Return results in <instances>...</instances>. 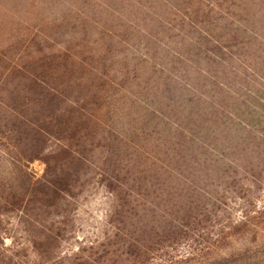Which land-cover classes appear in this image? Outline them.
<instances>
[{"label":"rangeland","instance_id":"1","mask_svg":"<svg viewBox=\"0 0 264 264\" xmlns=\"http://www.w3.org/2000/svg\"><path fill=\"white\" fill-rule=\"evenodd\" d=\"M239 26L241 33L234 37ZM203 29H212L227 53H220L213 63L206 51L214 46L202 36ZM11 67L20 70L8 76ZM24 69L36 75L50 69L53 82L61 75L65 83L95 86L92 93L67 94L71 100L96 101L89 102L96 111L92 112L104 120L108 117L100 110L103 98L93 95L109 89L107 101L116 102L126 118L109 123L120 127L133 145L124 146L126 163L133 161L132 154L139 149L142 160L147 154L169 164L172 156L168 154L175 146L167 130L174 133L172 137L179 135L178 121L195 126L192 138L200 137L196 120L186 111L203 113L205 98L214 103H207L204 111L218 105L226 109L230 133L221 142L225 146L219 145L216 135L202 133L214 148L202 149L200 156L188 149L185 154L177 150L196 159L197 165L176 164L166 174L154 167L145 180L150 187L136 197L134 206L126 204L131 198L126 192L118 200V183L98 168L103 167L106 141L94 139L96 148L86 151L93 165L83 166L86 176L73 178L65 204L51 207L48 216H39L49 226L45 217L61 220L52 227L57 244L29 241L27 229L33 225L19 223L16 213L5 212L0 216V264H53L56 254L79 253L88 258L73 264H264V223L253 228L236 226L248 209L264 205V182L251 192L229 193L217 210H207L213 209L208 192L220 197L218 189L227 186L216 174L219 159L246 162L250 146L241 141L237 130L236 106L244 99L255 103L264 99V0H0V83L23 84ZM106 79L114 80L116 86L105 84ZM130 97L139 104L133 107ZM1 100L0 113L6 117L11 99L1 92ZM146 104L169 116L172 125L167 126L161 114L143 122L130 120L136 119L133 113L145 112ZM227 111L238 112L234 118ZM205 117L217 119L218 114ZM241 118L251 121L244 114ZM29 171L42 177L47 166L34 160ZM121 178L128 179L123 174ZM180 222L186 226L178 228ZM135 227H139L136 232ZM120 230L143 248L130 245Z\"/></svg>","mask_w":264,"mask_h":264},{"label":"trees","instance_id":"2","mask_svg":"<svg viewBox=\"0 0 264 264\" xmlns=\"http://www.w3.org/2000/svg\"><path fill=\"white\" fill-rule=\"evenodd\" d=\"M187 14L190 19L189 13ZM175 15L177 14L175 13ZM188 16L182 18L185 20ZM240 26L233 31L232 35L234 37L241 33ZM244 29L248 32L246 27ZM245 30L243 31L245 32ZM201 32L202 36L204 35L203 37L214 46L213 49H207L206 51L208 61L213 63L217 58H221L220 53L227 54L212 29H203ZM195 43L202 45L200 41H195ZM19 70L11 67L6 75L10 76ZM21 72L24 75L22 76L27 79L23 83L24 85L14 84L10 81L0 83V93L3 92L7 98L11 99V105L7 104L6 117L0 113V216L5 212H14L19 218V223L24 224V222H27L32 224L33 228L27 229L29 231L27 238L31 242H45L47 245L55 242L57 244L59 238L54 235L56 233L52 227L59 220L45 217V220H50L51 222L49 226L39 216L42 214L48 216L52 213L51 207L65 204L67 197L70 196L68 191L69 186L73 184L71 183L73 178L81 179L86 176L83 166H93L86 151L87 147L90 149L96 148L93 144L94 139L102 137L106 141L103 151V167L97 165L98 168H103V176H108L110 180L118 183V189L115 191L117 192L118 200H121L122 192H126L127 198L131 197L127 203L125 202L131 206L138 200L136 197L140 198L143 190L150 187L145 180L148 179L154 167L158 168V173L166 174L172 173L174 168H176V164L179 167L183 165L190 167L198 164L196 159H188L186 156L180 155L177 150L183 154L190 151L200 156L202 149L213 150L214 148L203 138L202 133L216 135L214 138L222 146H225L221 143L222 140L227 141L225 135L230 133V127L226 121V116L228 115L224 114L226 109L218 105L211 111H204L207 103H214L212 100L205 98L201 102L204 106L203 113H196L190 109L186 111L191 120H196L199 132H201L200 137L198 135L196 139L192 138L195 135V126L190 127L178 121H176L178 129H182L179 135L172 137L174 133L170 129L167 130V136L170 137V141L175 146V149H173L175 151L172 154H168L172 156V161L169 164L159 162L147 154L142 160L138 156V153H140L139 149H135L133 152V161L126 163L123 161L122 156L124 146L133 145L128 142L127 135L120 127L109 123L110 120L114 121L125 117L124 113L118 110L116 102L107 101L109 89L104 88L102 89V94H96L98 92L96 91L95 95H93L94 97L97 96V98H103V105H101L100 110L103 109V112L108 117V119L104 120L99 117V113L92 112L95 109L90 107L92 104L89 102L97 103L96 101H91L89 98H86L85 101L80 99L71 100L67 94L68 91L76 92L78 90L92 93L93 90L91 89L96 88L95 86L79 82L68 81L65 83L61 75L58 76L59 83L58 81L53 82L50 69L43 71L46 72V75H36L34 71L28 69H24ZM106 83L116 86L114 80L106 79ZM127 93L129 94V92ZM130 101L133 107L139 104L138 100L131 97ZM0 102L2 103V100ZM146 105L145 112L133 113L136 114V119L130 120L143 122L147 121L151 115L153 117H158L159 114L162 115V111L152 108L148 104ZM1 107L3 106L0 105V109ZM236 107L239 111V113H236L238 111L235 112L237 117L234 112H227L230 116L236 117L237 130L243 137V139L241 137V141L243 140L250 147L246 149L245 163H238V161L230 157L219 159L222 163L216 167V174L227 182V186L218 189L217 192H219L220 197H216L214 194L211 195L212 192L210 191L208 192L212 200L211 208H213L207 209L210 212H212L211 210H217L219 205L224 202L223 198L229 193L237 194L242 193L244 190L251 192L253 189L260 187V183L264 182V99L258 100V103L244 99L242 104H238ZM208 113H213L214 116L218 114V118L212 117L208 120L205 117ZM221 114L223 117H221ZM243 114L244 118L251 121L246 122L245 119H242L241 115ZM162 116L166 120L167 126L170 127L172 125L169 121L170 117ZM2 125H5L7 129L3 130ZM130 131L132 133L136 132L132 127ZM137 133H144V131ZM188 134L195 144L190 143ZM229 143L231 144L232 142ZM136 151H138L137 154ZM34 160H42L47 166V172L42 177L36 174L33 175L29 171V163ZM122 174L128 179L121 178ZM241 174L243 176H240ZM244 179H247V181ZM125 203H122L123 208L126 206ZM33 211L34 213H32ZM35 214L40 215L36 216ZM59 215L63 216L62 214ZM195 218L197 219V217ZM197 222L199 221L197 220ZM261 222L264 223V205L248 209L243 219L237 221L236 226L237 229L243 226L245 228L249 226L252 228L260 227ZM180 223L178 228L186 226L185 223ZM135 228V232L139 230V227ZM119 234L128 236L130 245H134L140 250L143 248L140 245L141 243L138 241L134 242L132 240L134 237L126 231L120 230ZM255 237L257 238V235ZM4 245L2 242V246ZM83 256L80 253L73 256L56 254V256L54 255L53 264H73L79 259L88 258Z\"/></svg>","mask_w":264,"mask_h":264}]
</instances>
